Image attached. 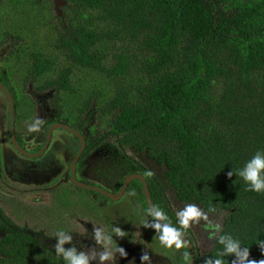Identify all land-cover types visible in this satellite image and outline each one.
Returning <instances> with one entry per match:
<instances>
[{
    "label": "trees",
    "instance_id": "obj_1",
    "mask_svg": "<svg viewBox=\"0 0 264 264\" xmlns=\"http://www.w3.org/2000/svg\"><path fill=\"white\" fill-rule=\"evenodd\" d=\"M59 1L62 15L46 23L54 36L45 39L61 65L68 63L58 64L57 78L43 76L46 83L75 94L76 67L112 82L105 104L96 107L93 92L77 115L89 108L88 117L107 119L90 132L103 130L101 144L127 159L128 173L145 177L155 208L193 244L196 231L179 223L178 212L192 205L220 219L212 249L196 264H214L222 236L240 239L249 259L264 260L257 243L264 241V193L248 190L239 175L264 152V0ZM28 58L33 63L25 70L34 79L54 70L51 56L31 51ZM127 198L148 209L140 181L128 185ZM6 223L0 212V264L64 263L53 248ZM181 249L171 264H185L188 250ZM220 258L240 264L233 255Z\"/></svg>",
    "mask_w": 264,
    "mask_h": 264
},
{
    "label": "rangeland",
    "instance_id": "obj_2",
    "mask_svg": "<svg viewBox=\"0 0 264 264\" xmlns=\"http://www.w3.org/2000/svg\"><path fill=\"white\" fill-rule=\"evenodd\" d=\"M43 1L44 3H42ZM58 10L55 9L54 1L49 0H4L0 12V30H7L12 32L14 25L12 23H23L26 27L30 26L31 21L37 22L39 28L34 34L31 33L27 39H20V41H11L7 43L6 51L1 55H8V48L17 44L25 47L24 56L28 57V53L31 51H40L44 56H51L55 60L54 70H50L45 73L44 76H50V78H55L56 72L59 68L68 63L66 60L63 65H61V58L58 51L54 48L51 40L45 39L47 34L43 32L47 28V22L57 19ZM62 24H65L63 19L59 20ZM44 25L46 27L44 28ZM44 28V30H43ZM39 33L40 35L34 37ZM28 35V34H27ZM54 36V35H53ZM43 37V38H42ZM25 40V42H24ZM24 42V43H23ZM22 43V44H20ZM117 45L120 42L116 43ZM1 49V48H0ZM109 51H115L109 46ZM132 55V51L124 50ZM18 52V56H22L20 51H15L14 54ZM13 54V56H14ZM111 54V53H110ZM64 61V60H63ZM60 63V64H59ZM58 64L61 65L58 67ZM56 65V66H55ZM58 67V69L56 68ZM77 75L74 78L77 92L74 94L66 93L64 103L65 107H77L83 103V101L90 96L93 92L99 94V102L96 105L101 106L105 104L113 95L111 91L112 82L105 79L101 73L90 69H83L76 67L72 74ZM19 91H17V97L19 100H24ZM93 103V100H92ZM95 106H93L94 108ZM77 115L76 111H73ZM18 111L17 116H20ZM75 115V116H76ZM37 118V115L35 114ZM92 119L90 120V123ZM107 119L104 121L101 119L97 120L96 125L107 126ZM89 126L88 124L86 127ZM84 128L87 131V128ZM101 128V127H100ZM44 130V126L42 127ZM103 132V130H100ZM97 132L96 134H100ZM66 130L56 129L55 135L58 136H68ZM71 145H76V142L68 138L67 142L64 141L63 146H59L57 149L58 155H44L43 160H37L35 168H30L23 164L25 160L21 159L17 155H7V166L6 169L12 176L14 173H19L22 182H13L12 177H10V182L5 186L1 187L0 191V212L8 217L14 228L25 231L33 232L37 237L45 242L48 246L55 248L58 243L57 239V229H53L51 226L53 223L62 222L66 225V230L64 234L71 236V241L65 243L63 247L65 249L75 248L78 252H83L81 249L86 250L85 254L92 257L93 254L97 255L100 259V255L105 251H112L113 257L111 260H105V264H168L167 258L162 254H155L152 251L153 248L159 250H168L164 244L160 241V232L156 233L148 214H143V211H138V208L131 202H119V203H108L102 197L93 195L90 196L88 191L77 189L76 193L72 192L71 198L76 201V204L71 207L51 205V201H55L51 196L50 186L46 184V180L50 178L54 173L59 170H64V163L67 164L68 156L61 155L60 148L67 149ZM2 150L6 151V148L2 144ZM107 152L111 150L106 147ZM12 151V150H11ZM114 154L108 156L106 159L107 176H113L114 179L110 180L112 183L120 180L127 174L126 169H129L130 164L127 159L125 162L121 159L117 150H112ZM98 151L96 152V155ZM132 152H128L131 155ZM77 155V154H76ZM94 155V156H96ZM93 157V156H92ZM54 158V161H53ZM74 158V157H73ZM97 159V158H93ZM53 161V162H52ZM18 162L22 163L19 165ZM91 170L87 169L84 176L87 179H91ZM1 178V177H0ZM3 179H6L3 177ZM98 180V179H97ZM106 182V181H101ZM106 184V183H105ZM86 192V193H85ZM91 197V199L89 198ZM58 204V203H57ZM184 209V208H183ZM63 210V211H62ZM138 211V212H137ZM222 218L225 212L222 211ZM59 213V214H57ZM220 219L216 216L203 214L201 211V216L198 217L194 222H191L193 226L192 229L196 231V245L199 248V254L202 256L207 248L212 247L211 238L214 234L217 235L216 225H219ZM60 228V224H57ZM120 228L126 235L118 236L112 229ZM99 229L102 233L111 236L112 241H117L115 244L120 248H123L126 255L121 256L118 251H114L111 245L105 243L103 239L97 240L96 230ZM2 228H0V233ZM53 232V233H52ZM51 233V234H50ZM149 240H147L148 235L152 234ZM53 237L51 241H48L47 237ZM157 238V239H156ZM73 239V243L71 244ZM87 245L85 248L82 246ZM195 245V244H194ZM114 247V246H113ZM171 250L176 249L175 246L169 248ZM152 251V252H151ZM147 253L149 255L148 261H141V256ZM120 259L115 260L117 257ZM62 257V255H61ZM63 259V257H62ZM64 261V260H63ZM119 261V262H116ZM125 262V263H122ZM101 261L98 259H89L91 264H99ZM108 262V263H107ZM65 264V262L63 263Z\"/></svg>",
    "mask_w": 264,
    "mask_h": 264
},
{
    "label": "flooded vegetation",
    "instance_id": "obj_3",
    "mask_svg": "<svg viewBox=\"0 0 264 264\" xmlns=\"http://www.w3.org/2000/svg\"><path fill=\"white\" fill-rule=\"evenodd\" d=\"M3 2L4 0H0V12ZM12 25H14L12 32L7 31L8 29L0 30V191H2L1 187L5 186L7 183H11L10 177H12L13 182H22L19 173H14L11 176L9 174V171L6 169L7 155H17L19 158L22 157L21 159L25 160L23 164L27 165L30 168H35L37 160L40 161L48 157L47 156L45 158H42L44 155H50V157H52V155H58L56 152L58 147L63 146L64 141L67 142L68 138H71V140L76 142V145H71L67 149L60 148L61 153L59 154L68 156L67 164H63V166H65L64 170H57L54 175H52L46 180V184L50 186L52 195L51 197L55 199V201H51L50 204L56 207L62 206L64 208L63 210H65L66 206L69 207L70 210H73L71 209V207L74 205V203L75 205L77 204L76 201L71 198V196L72 192L76 193L77 189H83L88 191L87 194H89L90 196L96 195L102 197L105 202L108 203H119L126 201L130 202L127 198V189L128 185L134 180H131L127 183L125 191L123 192L122 196L117 200H112L106 195L96 190L81 188L73 182L72 172L74 177L78 181L93 185L95 187L104 188L114 194L119 191L126 177L131 173L127 172L124 177H122L118 181H115V183H112V181H110L113 180L114 177L111 175H109V177L107 176L106 159L108 158V156H112V154L114 153L107 152L105 144H101L97 136L100 135L102 132L98 131L100 132V134H96L97 131L95 130L97 128H94L93 132H90L91 126H95L97 123V117H92L91 115L88 117V113H90L89 108L86 114L82 117L73 113L74 110L76 111V113H79L78 109L83 106V104L86 102V99L81 105L77 107H65V103L63 101L65 99L67 90L57 88L56 84L46 83L45 79L43 78L44 75L36 76L35 79L32 75L28 76V73L25 70V63L30 61V58L24 56L25 47L20 46L19 44L15 45L14 47L12 45L8 48V55H1L3 52L6 51L7 43L13 44L11 43V41L15 42L20 41V39H27V37L31 35V33L34 34V32H37V29L39 28V25H37V22L35 21H31L30 26L27 27L23 23H12ZM45 27L46 25H44V28ZM46 32H48L47 35H53L52 27L50 28L47 25V28L43 32V34H46ZM39 35L40 34L37 33V35H35L34 37H37ZM15 51H20L19 53H21L22 56H18V52L14 54ZM31 63H33V60L29 62V64ZM55 74V78H57V72ZM17 91L21 93L20 95L24 100L21 101L18 99ZM9 98H11V102L9 101ZM11 110L13 114V120L11 119ZM18 111L21 114L20 116H17ZM35 114L37 115V118L35 117ZM87 117L88 121H86ZM91 119L92 122L90 123ZM57 124H63L76 130L79 135L83 138L84 143L78 135L61 126H57ZM87 124L89 126L86 127ZM43 126L44 130L42 129ZM85 127L87 128V131H85ZM56 129L66 130L68 132V136L60 137L57 134L55 135ZM12 130L13 136L18 146L24 151H26L27 154L23 153L22 151H20V149L16 147L12 139ZM2 144L6 148L5 152L4 150H2ZM97 151L98 154L96 155ZM115 154L121 156V154L119 153ZM93 158L97 159L93 160ZM18 164L22 165V163L20 162H18ZM87 169H89V171L91 170V179H87L84 176L85 171ZM3 177L6 179H3ZM103 180L106 182H101ZM141 190L143 191L142 185ZM89 198L91 199V197ZM134 205L138 208V211H143V214L146 213L150 216L151 220L153 221V225L157 224L150 212H146L145 210H143L137 203H134ZM6 224H8V226L10 225L13 229H16L12 225V222ZM57 224H60V228L57 227ZM51 227L53 229H57L56 231H67L66 225L62 222L53 223ZM154 230L156 233L160 232L156 228ZM22 232L34 236L35 238H38L41 244H43L44 246H48L43 240H41L40 237H37L35 233H28L25 231ZM154 235L153 233L149 234L147 240H149V238ZM216 237L217 235H212V247L215 243ZM47 239L48 241H51L54 238L49 236L47 237ZM73 242L74 241L72 239L71 244ZM117 243V241H113V246L115 247V244ZM194 244V264H196L197 257H200V254L199 248L197 247L196 243ZM86 246L87 245H84L82 246V248H85ZM48 247L53 248L51 246ZM212 247L210 249H212ZM53 249L56 251L55 248ZM210 249L208 247L206 252ZM169 250V248L168 250H159L155 248L152 249L155 254H162L165 256V258H168L170 264L172 262V259H176V261H178L181 258V254H183L181 248H176L174 250H171V252ZM81 251L85 252L86 250L81 249ZM58 255L61 256L60 254ZM92 259L100 260L95 254L90 257V260ZM118 259H120L119 256L115 260ZM105 263V261H101L99 264ZM122 263L125 262L122 261ZM109 264H111V262H109ZM200 264H203V262H201Z\"/></svg>",
    "mask_w": 264,
    "mask_h": 264
},
{
    "label": "clouds",
    "instance_id": "obj_4",
    "mask_svg": "<svg viewBox=\"0 0 264 264\" xmlns=\"http://www.w3.org/2000/svg\"><path fill=\"white\" fill-rule=\"evenodd\" d=\"M34 128V126H33ZM151 175V173H149ZM231 175V173L229 174ZM239 175L243 177L244 182L246 183L248 190L264 193V152L257 151L243 166L242 171L239 172ZM146 212H150L149 209ZM155 217H159L162 220H165L163 225L157 223L154 225L156 229L160 231V241L168 248L179 249L186 246L187 241L181 239L182 232L177 227L173 226L169 221L167 214L160 208H156ZM179 223L183 225L184 228H188L191 222H194L198 217L201 216V210L195 206L188 205L182 211L177 213ZM112 231L118 236H124V233L120 228H114ZM97 240L103 239L105 243L111 245V248L114 251H118L121 256H125L126 253L123 248L118 247L117 245L113 247V241L111 236L102 233L99 229L96 230ZM58 243L55 245L56 253L62 255L65 264H89L90 257L83 253L78 252L75 248L65 249L63 245L71 241V236L64 235V230H59L57 232ZM220 245L223 246L222 251L215 259L214 264H226L224 259L220 258L224 255H233L236 256L240 264H264V260L256 261L254 259H249L250 252L249 247H241L242 241L240 239H233L229 237L222 236L219 241ZM258 246L264 250V241H258ZM194 245V244H193ZM113 257L112 251H105L100 255V260L103 262L105 260H111ZM185 264H189V257L187 254L184 257ZM149 255L147 253L141 256V261H148ZM206 264H213V260L209 259L206 261ZM233 264H236L233 261Z\"/></svg>",
    "mask_w": 264,
    "mask_h": 264
},
{
    "label": "water",
    "instance_id": "obj_5",
    "mask_svg": "<svg viewBox=\"0 0 264 264\" xmlns=\"http://www.w3.org/2000/svg\"><path fill=\"white\" fill-rule=\"evenodd\" d=\"M54 3L56 4V6H57V5L59 6L60 1H59V0H54ZM58 12L60 13L59 10H58ZM9 101L11 102V98H9ZM11 119L13 120L12 110H11ZM57 126H61V127L65 128V129H68L69 131H71V132H73L74 134L78 135V136L81 138V140L83 141V138L79 135V133H78L76 130H74V129H72V128L66 126V125H63V124H57ZM12 139H13V141H14L16 147H17L18 149H20V151H22L23 153H26V154H27L26 151H24L22 148H20V147L18 146V144H17V142H16V140H15V138H14V136H13V130H12ZM83 143H84V141H83ZM42 150H43V149H42ZM136 179H138V180L141 182L142 189H143L144 196H145V201H146V204H147V206H148V209L150 210V213L152 214V216L154 217V219H155V221H156L157 223L163 225L164 222H163L159 217H155V215H154V213H155V207H154L153 202H152V200H151V196H150L149 188H148V185H147V182H146L145 177H144L143 175H141L140 173H131V174H129V175L126 177L125 181L123 182V184H122L121 188L119 189V191H118L117 193H114V194H113V193L107 191V190L104 189V188L95 187V186H93V185H90V184H87V183H83V182L78 181V180L74 177L73 172H72V180H73V182H74L77 186H79V187H81V188H85V189L96 190V191H98V192H100V193L106 195L107 197H109V198L112 199V200H117V199H119V198L122 196L123 192L125 191V188H126L127 183H128L129 181H131V180H136ZM181 239H182L183 241H187V244H186L185 247H186L187 250H188L189 264H194V260H195V247H194L193 243H192L187 237H185L183 234L181 235ZM167 263H168V261H167Z\"/></svg>",
    "mask_w": 264,
    "mask_h": 264
}]
</instances>
